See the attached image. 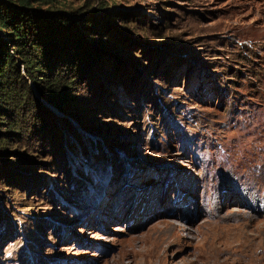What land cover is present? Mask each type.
I'll return each instance as SVG.
<instances>
[{
	"label": "rangeland",
	"instance_id": "rangeland-1",
	"mask_svg": "<svg viewBox=\"0 0 264 264\" xmlns=\"http://www.w3.org/2000/svg\"><path fill=\"white\" fill-rule=\"evenodd\" d=\"M97 2L102 68L63 110L27 80L0 264H264V0Z\"/></svg>",
	"mask_w": 264,
	"mask_h": 264
},
{
	"label": "trees",
	"instance_id": "trees-1",
	"mask_svg": "<svg viewBox=\"0 0 264 264\" xmlns=\"http://www.w3.org/2000/svg\"><path fill=\"white\" fill-rule=\"evenodd\" d=\"M70 4L68 0H0V128L4 129L0 157L7 150L6 137L18 136L14 123L31 99L27 80L47 103L63 110L60 104L70 101L65 91L91 67L102 68L105 56L111 57L102 49H114L107 39L113 22L103 11L105 4L97 0ZM110 14L120 18L118 12L110 10ZM61 70L69 71L72 80L62 83Z\"/></svg>",
	"mask_w": 264,
	"mask_h": 264
},
{
	"label": "bare ground",
	"instance_id": "bare-ground-1",
	"mask_svg": "<svg viewBox=\"0 0 264 264\" xmlns=\"http://www.w3.org/2000/svg\"><path fill=\"white\" fill-rule=\"evenodd\" d=\"M178 203L180 204V203H182V202H179V200H178ZM258 204V203H257ZM180 230H184V229H180Z\"/></svg>",
	"mask_w": 264,
	"mask_h": 264
}]
</instances>
